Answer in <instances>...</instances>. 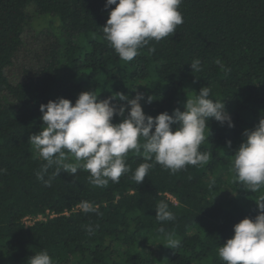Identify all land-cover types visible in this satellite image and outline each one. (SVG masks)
Instances as JSON below:
<instances>
[{
    "label": "trees",
    "instance_id": "trees-1",
    "mask_svg": "<svg viewBox=\"0 0 264 264\" xmlns=\"http://www.w3.org/2000/svg\"><path fill=\"white\" fill-rule=\"evenodd\" d=\"M105 4L0 0V168L7 170L0 174V264H26L41 250L53 264H224L218 247L234 235V224L259 214L256 200L264 195V187L245 189L230 171L246 139L242 133L264 116V0H183V24L172 36L150 41L130 62L104 38L102 27L115 7ZM48 16L58 20L57 29H45L40 47L26 50L32 20ZM153 45L155 52L149 51ZM197 58L201 70L193 72L190 62ZM203 86L211 89L210 98L223 101L234 125L208 120L200 146L211 154L206 165L172 173L141 150L128 153L129 172L107 187L93 186L83 168L75 175L61 171L50 187L37 179L46 161L28 137L44 127L40 104L59 97L74 104L89 90L99 99L142 92L143 111L155 117L183 111ZM121 119L114 115L113 123ZM66 162L75 158L69 154ZM142 163L152 167L137 184L132 176ZM53 172L54 167L45 179ZM83 201L100 214L81 211ZM161 201L174 221L156 220ZM169 233L181 241L179 247L163 245Z\"/></svg>",
    "mask_w": 264,
    "mask_h": 264
},
{
    "label": "clouds",
    "instance_id": "clouds-1",
    "mask_svg": "<svg viewBox=\"0 0 264 264\" xmlns=\"http://www.w3.org/2000/svg\"><path fill=\"white\" fill-rule=\"evenodd\" d=\"M183 0H106L105 8L115 5L102 27L104 38L114 48L119 58L130 62L139 50L150 41L160 42L172 36L177 26L183 24L179 6ZM155 46L149 51L155 52ZM216 63L221 64L218 59ZM193 72L201 70L199 58L190 62ZM221 67L223 65L221 64ZM211 89L201 87L194 98H188L184 110L175 109L157 116L146 115L140 101L144 93L130 98L123 92H113L99 99L95 91H83L75 103L59 97L40 104L43 128L28 137L39 157L46 161L37 172V179L46 187L61 171L75 175L78 168L90 173L89 182L96 187H107L109 181L119 183L120 177L129 172L126 158L129 152L143 150L146 160H154L172 173L188 165L203 166L211 154L201 152L200 146L206 139L208 120L214 118L221 125L233 127L230 114L223 101L210 98ZM127 101V105L112 103L113 100ZM152 100L148 97V102ZM114 115L122 119L113 123ZM173 125H177L173 129ZM210 131V130H209ZM244 139L233 154L230 171L236 182L252 192L264 187V116L252 129H245ZM231 146V141H228ZM69 154L75 163L66 162ZM82 162V163H81ZM54 172L45 176L50 168ZM150 163L140 164L132 179L140 184L147 176ZM0 168V174L6 173ZM215 180L209 182L211 189ZM259 214L254 219L245 217L233 225L234 235L218 247V256L224 264H264V195L256 200ZM79 208L84 213H99L98 207L83 201ZM159 222L174 221L175 215L168 204L161 201L155 208ZM94 234L91 226H86ZM161 233L165 230L159 229ZM181 241L172 234H165L163 245L175 249ZM26 264H53L47 250H41L28 258Z\"/></svg>",
    "mask_w": 264,
    "mask_h": 264
},
{
    "label": "rangeland",
    "instance_id": "rangeland-1",
    "mask_svg": "<svg viewBox=\"0 0 264 264\" xmlns=\"http://www.w3.org/2000/svg\"><path fill=\"white\" fill-rule=\"evenodd\" d=\"M32 22L33 23L31 24V26L29 25L26 31V38H27L26 41H27V47H28L26 48V50L36 51V48L40 47V44L37 42H39L40 39L43 38V34H45L43 31L57 29L59 22L56 18L49 17V16L48 17H35L32 20ZM30 42H31V46H30Z\"/></svg>",
    "mask_w": 264,
    "mask_h": 264
},
{
    "label": "built area",
    "instance_id": "built-area-1",
    "mask_svg": "<svg viewBox=\"0 0 264 264\" xmlns=\"http://www.w3.org/2000/svg\"><path fill=\"white\" fill-rule=\"evenodd\" d=\"M36 219H40V217L36 218ZM35 220V219H34ZM26 222L30 223L31 222V218H26Z\"/></svg>",
    "mask_w": 264,
    "mask_h": 264
}]
</instances>
